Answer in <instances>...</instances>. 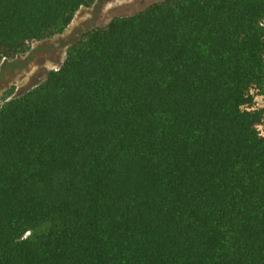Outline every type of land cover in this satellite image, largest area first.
Wrapping results in <instances>:
<instances>
[{
  "label": "trees",
  "instance_id": "obj_1",
  "mask_svg": "<svg viewBox=\"0 0 264 264\" xmlns=\"http://www.w3.org/2000/svg\"><path fill=\"white\" fill-rule=\"evenodd\" d=\"M94 0H0V64ZM264 0H162L0 107V264H264Z\"/></svg>",
  "mask_w": 264,
  "mask_h": 264
},
{
  "label": "rangeland",
  "instance_id": "obj_2",
  "mask_svg": "<svg viewBox=\"0 0 264 264\" xmlns=\"http://www.w3.org/2000/svg\"><path fill=\"white\" fill-rule=\"evenodd\" d=\"M162 0H94L82 6L60 34L29 43L25 53L0 64L1 105L41 83L65 60L67 49L87 31L106 26L115 17L129 16ZM254 107L264 109V96L255 95Z\"/></svg>",
  "mask_w": 264,
  "mask_h": 264
}]
</instances>
